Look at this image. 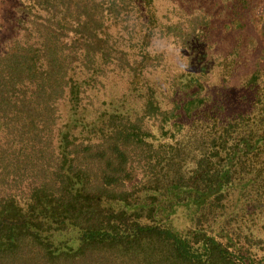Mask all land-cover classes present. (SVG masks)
Listing matches in <instances>:
<instances>
[{"label":"trees","instance_id":"trees-1","mask_svg":"<svg viewBox=\"0 0 264 264\" xmlns=\"http://www.w3.org/2000/svg\"><path fill=\"white\" fill-rule=\"evenodd\" d=\"M118 1L28 0L0 51V264H264V46L248 109L223 115L193 73L168 107L105 30ZM107 62L121 103L88 93Z\"/></svg>","mask_w":264,"mask_h":264},{"label":"rangeland","instance_id":"rangeland-1","mask_svg":"<svg viewBox=\"0 0 264 264\" xmlns=\"http://www.w3.org/2000/svg\"><path fill=\"white\" fill-rule=\"evenodd\" d=\"M104 1L108 5L110 0ZM27 2L0 0V51L25 37L23 26L27 24L21 22V10ZM118 3V14L107 12L110 16L105 30L117 39L130 58L137 57L145 81L160 83L158 91H163L160 98L163 105L170 107L180 101L184 95L181 75L193 73L211 105L215 102L216 107L222 106L223 115L248 109L250 96L246 94L248 98H243L242 83L254 62L262 61L264 0H122ZM196 15L202 16L201 24L192 43L183 46L177 42V35L185 32ZM139 40L145 50L140 48ZM141 56L146 58L139 61ZM220 66L226 70L223 74L218 71ZM120 70L107 62L97 82H90L88 93L101 100L109 95L107 101L112 96L121 103L120 94L131 87V78ZM170 79L173 88L168 84ZM195 88L196 84L191 83L189 89Z\"/></svg>","mask_w":264,"mask_h":264}]
</instances>
